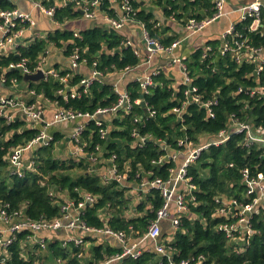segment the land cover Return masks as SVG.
<instances>
[{
	"label": "trees",
	"instance_id": "trees-1",
	"mask_svg": "<svg viewBox=\"0 0 264 264\" xmlns=\"http://www.w3.org/2000/svg\"><path fill=\"white\" fill-rule=\"evenodd\" d=\"M42 1L46 7L56 4L55 0ZM100 2L102 12L117 16L110 0ZM133 4L138 9L133 15L134 20L142 23L150 37L157 39L165 47L171 46L181 36L165 21L174 17L183 27L189 18L201 21L211 18L216 12L215 0H154V4L162 8V18H158L156 11L148 7L147 0H135ZM17 7V3L11 0H0V10ZM81 17L83 13L74 9L70 3L57 7L54 20L63 25ZM262 18L264 24V9ZM46 19L48 20L47 17ZM1 21L0 19V23ZM158 22H161L160 26L157 25ZM249 23L250 20L239 22L237 28L242 29ZM49 24L51 25L50 22ZM21 26L20 24L17 28ZM74 33L75 30L67 27L52 26L46 37L37 38L27 46L19 45L17 52L0 56V78L2 75L5 78L3 82L0 80V86L12 88L13 79L23 85V71L20 68H10L11 64L26 59L27 67L33 70L40 58L51 50L60 49L61 54L67 58L76 48L79 49L81 60H85V65L91 68L97 62L96 68L104 73L106 81L94 82L85 93L80 85L85 75L72 71L74 75L67 85L69 88L77 87L81 95L65 98L58 91L65 89L68 92L69 88L57 77L49 75L39 82L29 83L28 102L36 100L35 95L30 94V90H34L37 95L43 96L45 108L57 102L65 109L91 114L99 108L113 106L118 101L119 94L107 76L116 73L120 75L126 68L139 66L142 63L141 55L134 46L125 44V35L104 24L95 23L84 28L80 30V36H75ZM249 37L255 45L264 46V35L250 33ZM207 43L212 46V51L206 53L202 47H198L185 62L198 92L207 99L217 97L214 118L208 117L205 108L192 103L187 105L183 119H180L173 109L182 106L187 87L182 83L175 85L174 80L163 71L154 76V85L150 87L149 93H144L140 82L134 79L126 81V84L122 81L134 104L129 112L113 116L106 139L101 138L99 126L94 121L87 122L82 134L83 140L87 142L84 148L87 155L77 160L70 151L69 156H60L63 150L61 147L57 148V143L68 140L61 131L51 129L55 134V142L34 149L37 171H27L22 177L10 173L8 156L13 148L25 146L34 139L41 126L29 127L23 119L10 123L1 119L0 200L9 203L11 210L22 209L32 220H50L61 214L62 205L68 201L79 203L83 199L81 191H85L98 196L97 202L87 205L82 215L89 226H109L128 233L133 230L137 237L145 234L151 222L157 218L164 198L159 189L153 188L141 201L135 202L131 188L141 183L145 177L150 180L170 178V169L177 164L168 160L158 163L159 158L167 152L163 148L164 144L170 146L171 150L183 149L178 142L185 137L195 144L204 143L228 126L230 115H235L240 121L264 127V94L251 96L246 90L258 84L264 87V70L257 77L254 64L238 65L231 54L219 55V39ZM54 68L60 76L69 72L61 69L59 64ZM240 88L245 90L239 91ZM136 99H143L147 105L135 103ZM147 107L155 111L153 116L149 115ZM137 117H142L143 121H136ZM134 128L141 135H151L150 141L142 147L137 145L132 136ZM97 145L104 148L101 154L105 159L104 164L112 155H116L114 161L118 164L119 171L128 172L125 182L104 181L99 172L101 164L93 163L88 158V153L95 151ZM246 168L251 177L264 173V144L254 142L248 146L245 131L233 133L225 143L209 146L189 166V175L195 186L192 192L195 199L189 201V212L182 217L174 240L169 244L173 261L202 254L206 264H264V212L255 214L252 221L254 233L241 252L237 251L235 242L225 232L218 230V225L225 218L216 214L221 206L217 198H245L248 186L242 171ZM130 212L133 214L130 215ZM23 235L20 234V237ZM165 237L161 233V240ZM86 240L92 239L87 236ZM10 251L12 255L6 264H34L37 260L53 263L60 258L64 261L63 264H101L122 250L101 242L92 243L89 254L85 257L80 255L81 246L74 243L63 245L62 239H56L48 243L45 256L42 252L37 255L35 251L25 254L24 246L19 242ZM120 264H169V261L155 251L145 250L139 258L126 257Z\"/></svg>",
	"mask_w": 264,
	"mask_h": 264
},
{
	"label": "built area",
	"instance_id": "built-area-1",
	"mask_svg": "<svg viewBox=\"0 0 264 264\" xmlns=\"http://www.w3.org/2000/svg\"><path fill=\"white\" fill-rule=\"evenodd\" d=\"M11 1L16 3L15 0ZM26 1L31 2L34 9H38V11L47 17L52 26L66 27V24L61 25L55 21L54 16L58 6H66L70 3L74 9L80 10L86 19L98 20L100 17H103L104 25L112 30L121 31L131 23L138 24L146 46V54L142 63L147 66L149 71L146 69L142 76L134 80L140 82L144 93H149L150 87L154 85V76L160 72L159 69H150L153 57L158 54L171 55V63L180 66L183 72L181 83L187 87L184 91L186 99L182 101V106L173 109L180 116V119H183L187 105L192 103L199 105L200 108H205L208 117H215L214 106L218 103L217 97L207 99L198 92V87L193 85V78L189 75L185 62L186 57L175 54L176 49L183 42L201 33L213 22L237 13L238 19L231 22L218 38L220 40L218 54L221 56L231 54L233 60L238 65L244 63L254 64L257 77L264 70V46L255 45L249 37L250 33L264 35L262 18L264 0H215V14L211 18L201 21L196 18H189L183 27V35L176 39L169 47L163 46L157 39L150 37L144 25L134 20L133 15L138 10L133 4L135 0H110L112 3L111 7L117 14L115 17L109 16L100 10V0H55L56 4L50 7H46L42 0ZM0 19L2 20L0 23V56L17 52L19 45L27 46L35 39L44 38L47 35L38 31L35 16L31 12L21 9L19 6L14 9L0 10ZM246 20H250V23L242 29H238L237 24ZM20 24L22 26L17 28ZM157 25L160 26L161 22H158ZM74 34L75 36H80V31L75 30ZM125 44L134 46L138 54L141 55L139 49L136 48L130 38H127ZM200 47L206 53L212 51V46L207 42ZM49 54L50 52L46 56H42L38 65L33 70L27 67L26 59H22L19 63L11 64L10 68H20L23 74L36 73L38 70H43L45 77L53 75L63 82L65 87H68V80L74 73H80L82 64H85V60H81L79 49L74 48L71 55L67 57L68 67L65 69L69 70V72L64 76H60L58 70L54 67L48 66ZM96 65L97 62H94L90 68V74L81 80L80 85L83 86L82 92H88L90 86L96 81H106V76L96 68ZM139 66L126 68L121 77L112 83L119 94L118 101L113 106L99 108L90 114L73 109H65L55 102L51 103L56 107L51 120H47L45 117V101L42 95H37L34 90H30V94L35 95L36 100L34 102L25 101L21 94L23 86L15 79L12 80V88L0 86V124L1 119H5L8 123L17 119H23L27 121L29 127L41 126L39 133L34 139L25 146H18L12 149L8 156L10 173L22 177L27 171H37L35 155L33 154L34 149L55 142V134L50 130L57 124H72L73 126L69 135V143L72 145L70 154L77 160L87 155L84 150L87 142L82 138L87 122L94 121L99 126L101 138L106 139L109 136L110 121L113 116L129 112L134 104L130 93L125 87L120 86V83L128 72L137 69ZM0 80L1 82L5 80L4 75H2ZM25 86L28 93L29 84H25ZM243 89L240 88L239 91ZM246 90L251 96L264 94V87L259 86V84L250 89L246 88ZM58 93L64 95L65 98L81 95V91H78L77 87L69 88L68 92L65 89H61ZM143 102L144 106H146L147 104L143 99L135 100V103ZM147 111L150 116L155 114V111L149 107H147ZM229 118L228 126L204 143L195 144L185 137L180 138L178 142L180 146L184 147L183 149L171 150L170 146L164 144L163 148L167 152L159 158L158 163L161 164L168 160L174 161L177 164V166L170 169V178L163 180L158 177L150 180L145 177L141 183L131 188L133 197H135V194L138 196L137 202L141 201L144 195L148 194L153 188L159 189L164 198V204L158 210L157 218L151 222L148 231L142 236H134L133 230L128 233L125 230H114L109 226L101 228L89 226L84 221L82 215L87 205L97 202L98 196L85 191H81L83 199L79 203L76 204L74 201H68L62 205L61 214L50 220L44 218L32 220L25 215L22 209L11 210L9 203L0 200V264L8 262L12 255L10 248L17 242L24 246L25 254L28 251H35L37 255L42 252L43 256H45L48 251V243L52 240L62 239L63 245L74 243L77 246H81L82 252L80 255L84 256L87 248L92 243H100V240L108 238H114L118 243V248L122 251L101 264L117 263L126 257L136 259L145 250H152L161 257H167L169 264H206L205 256L202 254L178 262L173 261L172 248L169 244L173 242L174 237L161 240L162 222L169 220L171 226L176 231L180 227L182 217L189 212L188 203L190 200L195 199L192 193L195 186L191 181L192 177L189 175V166L197 161L203 150L213 144L220 145L225 143L233 133L244 131L247 132L248 146L254 142L264 143V127H257L251 122L240 121L235 115H230ZM136 121H143V118L137 117ZM132 136L136 140V144L141 147L152 138L151 135H141L137 128L133 129ZM103 151L104 148L101 145H97L95 151L88 153V158L93 163L101 164L100 169H104L105 172L100 174L105 182L113 180L125 182L128 179V172L119 171L118 164L114 161L116 155H112L106 164H104L105 159L101 156ZM242 172L245 175L248 186L245 198L239 200L236 197L221 196L217 198L221 206L216 212L218 216L225 218V221L218 225V230L225 232L235 242L238 252L244 250L254 233L252 221L255 214L264 212V173L261 172L258 176L251 177L247 168ZM246 199L249 201H246ZM132 214L130 212V215ZM20 234L24 235L20 237ZM87 236L91 237L95 242L86 240ZM56 261V264L64 263L61 258ZM34 264L53 263L37 260Z\"/></svg>",
	"mask_w": 264,
	"mask_h": 264
},
{
	"label": "crops",
	"instance_id": "crops-1",
	"mask_svg": "<svg viewBox=\"0 0 264 264\" xmlns=\"http://www.w3.org/2000/svg\"><path fill=\"white\" fill-rule=\"evenodd\" d=\"M17 5L28 12H31L37 21V28L38 31H41L43 34L48 33L50 30H52V26L49 24V21L46 19V17L38 10L34 9L33 6L31 5V2H28L26 0H15ZM157 13V12H156ZM162 12L158 13V18L164 17L162 16ZM238 19V14L234 13L228 17L223 18L222 20L215 21L212 24H216V27L213 30L205 31L202 34H197L189 39H187L185 42L182 43L180 47H178L175 51V54L178 56H183L189 58L191 53L198 47L202 46V44L218 39L222 32L229 26V24L235 20ZM167 24L168 21H165ZM95 23L98 24H104V19L103 17H100L98 20H89L84 17L75 19V20H70L69 22L66 23V27L80 31L84 28L90 27L91 25H94ZM170 25V24H169ZM211 25V24H210ZM172 29L175 30L173 26H171ZM184 27V26H183ZM183 27L181 28V31H184ZM123 35H125L127 38H130L133 42V44L136 46V48L139 49L142 61L145 58L146 54V46L145 42L143 39V35L141 32V28L138 24L131 23L127 25L123 30L120 31ZM176 33V32H175ZM178 33V31H177ZM60 49H54L50 51V54L48 55L49 57V62L48 66L49 67H54L55 65L59 64L61 66V69H65L68 67V60L66 57H64L63 54H61ZM148 69L145 64H140V66L127 73L126 77L124 78L123 81L126 84V81L135 79L139 76H142L145 73V70ZM150 69H159L160 71L165 72L167 76L172 78L174 80L175 85H179L182 80H183V72L178 64H173L171 63V55L168 54H158L153 57V60L151 62V68ZM90 67H88L85 64H82L80 73L83 75L87 76L90 74ZM149 71V69H148ZM119 77H121V74H111L107 76V79L111 82L114 83ZM122 82L120 83V86H122ZM124 87V85H123ZM25 89V94L27 95L26 91V86L23 87ZM26 101V99L24 98ZM56 110V107L53 106L52 104L47 105L45 108V117L47 120H51L54 115V111ZM52 129H56L61 131L66 137L67 140H69V135L73 129L72 124H57L52 127ZM162 233L165 235L166 238H171L174 237L175 235V229L171 226V222L169 220H164L162 222ZM101 243H105L106 245L118 248V243L114 238H108V239H102L100 240ZM89 254V248H87L85 252V257L88 256ZM121 262V261H120ZM120 262L117 263H109V264H120Z\"/></svg>",
	"mask_w": 264,
	"mask_h": 264
},
{
	"label": "rangeland",
	"instance_id": "rangeland-1",
	"mask_svg": "<svg viewBox=\"0 0 264 264\" xmlns=\"http://www.w3.org/2000/svg\"><path fill=\"white\" fill-rule=\"evenodd\" d=\"M147 1H148V7L153 8L157 12V14L159 12L160 13L162 12L161 6H156L154 4V0H147ZM179 2H182V0H179ZM168 23L170 24V26H173L175 28V30L173 29L174 32H177L178 31L181 34V36L183 35V31H181L182 24L180 22H178L174 17L170 18V20L168 21ZM215 27H216V24H211L208 27H206L200 34H202L205 31L213 30ZM60 28H62V27H60ZM121 75H122V73H121ZM22 86L25 87V83ZM21 94H22V98L23 99L25 98L26 101H28L30 95L28 96V95L25 94V89H22ZM60 147L63 150V153H61L60 156L61 157H67V156H69V151H70V149L72 147V145L69 143V141L66 142L65 140H62L59 143H57V148H60ZM99 172L100 173H104L105 170L104 169H100ZM134 196H135L134 197V200H135V202H137L138 196L136 194ZM56 263H57V261L54 260L53 261V264H56Z\"/></svg>",
	"mask_w": 264,
	"mask_h": 264
},
{
	"label": "water",
	"instance_id": "water-1",
	"mask_svg": "<svg viewBox=\"0 0 264 264\" xmlns=\"http://www.w3.org/2000/svg\"><path fill=\"white\" fill-rule=\"evenodd\" d=\"M45 77L43 70H38L36 73H26L23 76V83L29 84L30 82H39ZM144 105V102L142 103Z\"/></svg>",
	"mask_w": 264,
	"mask_h": 264
}]
</instances>
